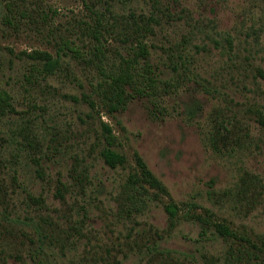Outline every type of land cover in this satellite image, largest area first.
Segmentation results:
<instances>
[{
    "label": "rangeland",
    "instance_id": "374dc122",
    "mask_svg": "<svg viewBox=\"0 0 264 264\" xmlns=\"http://www.w3.org/2000/svg\"><path fill=\"white\" fill-rule=\"evenodd\" d=\"M96 13L105 72L145 43L154 100L110 112ZM0 91V264H264V0H0ZM135 154L167 193L131 199Z\"/></svg>",
    "mask_w": 264,
    "mask_h": 264
},
{
    "label": "trees",
    "instance_id": "16d2710c",
    "mask_svg": "<svg viewBox=\"0 0 264 264\" xmlns=\"http://www.w3.org/2000/svg\"><path fill=\"white\" fill-rule=\"evenodd\" d=\"M96 15V25L95 29V40L97 45L94 48L95 54L94 58L98 64V70L100 76L106 87V91L109 93V110L111 113H115L120 109L124 108L128 101L135 97L149 96L153 100L156 97L155 86L156 80L150 76L151 74V64L149 62V50L145 43L139 44L134 51V63L141 64L144 63L143 67L137 72H125L117 75H109L105 72L104 66V53L102 50L100 42V32L99 28L102 23V16ZM65 49L72 51L76 57L83 58L82 52L79 48L71 44H64L57 49L56 57L52 56L48 52H37L35 55L36 59H39L42 63L41 72L47 75H52L56 73L62 62L61 53ZM95 61V60H94ZM157 108V105H154ZM12 107L11 96L6 91H0V117H3L7 114L9 109ZM103 134L107 141L109 147L113 146L116 143V136L113 134V129L106 123L102 124ZM105 161L110 166H115L117 164L123 163L125 158L123 155H120L113 150L106 149L103 154ZM136 165L140 169V173L131 174L128 178V185L133 189L131 193V199L136 198L140 190L137 189L138 185H141L142 189L144 186L149 188L158 189L161 193H165L166 189L162 186L157 178L147 169L145 163L138 154H135ZM146 192V190H143ZM167 193V192H166ZM40 243L43 244V240L40 239ZM41 247V245H40Z\"/></svg>",
    "mask_w": 264,
    "mask_h": 264
}]
</instances>
